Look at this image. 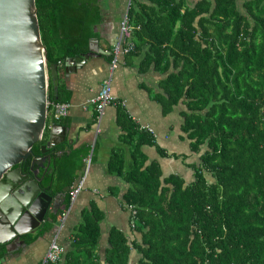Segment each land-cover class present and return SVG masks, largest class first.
<instances>
[{
  "label": "trees",
  "instance_id": "1",
  "mask_svg": "<svg viewBox=\"0 0 264 264\" xmlns=\"http://www.w3.org/2000/svg\"><path fill=\"white\" fill-rule=\"evenodd\" d=\"M35 4L48 68L57 63L61 70L68 57L88 52L102 19L98 0ZM128 17L129 53L146 46L143 70L154 65L165 73L156 100L164 113L181 107V130L196 159L187 164L192 178H162L157 161L147 164L140 148L154 138L127 126L120 110V125L135 141L132 162L126 168L114 151L109 168L130 185L122 201L134 211L132 229L141 237L129 241L112 227L101 254L103 213L92 206L62 258L46 264H129L132 251L137 264H264V0H131ZM47 100L46 127L32 151L49 154L39 186L52 197L62 195L67 209L89 150L68 152L63 141L41 152L50 123L66 125L68 115L54 119L53 104L69 102L54 95L51 78ZM157 150L165 157L184 155ZM61 212L45 216L53 221ZM24 237L30 243L37 235ZM4 252L0 245V261Z\"/></svg>",
  "mask_w": 264,
  "mask_h": 264
},
{
  "label": "crops",
  "instance_id": "2",
  "mask_svg": "<svg viewBox=\"0 0 264 264\" xmlns=\"http://www.w3.org/2000/svg\"><path fill=\"white\" fill-rule=\"evenodd\" d=\"M98 4L102 19L95 27L96 36L91 40L96 41L97 47L104 53L91 55L87 52V56L83 55L85 60L82 63L70 64L66 69L64 63L61 70L58 68L57 93L64 101L70 103V107L65 118L66 125H63L65 131L56 128L54 133L59 143L68 142V148L71 147L68 152L75 148H88L89 164L86 165L84 161L81 174L84 176L83 187L74 199L70 198L67 209H64L62 195L59 194L58 200L55 196L52 197L46 213L52 215L58 210L68 211L62 225L59 222L61 214L53 221L45 216L33 231L27 232L37 237L30 243H23L21 240H25L26 233L20 235L19 241L12 244L13 246L8 245V249L5 247L0 264H40L53 238L63 248L62 258L69 247L73 229L92 206L103 213L98 247L101 254H104L107 247L112 227L122 230L129 241L141 237L140 233L133 231L131 210L122 201L123 194L130 185L122 175L111 172L109 168L114 151L121 153L126 168L132 162L131 151L135 141L128 138L127 130L120 125V110H124V122L128 121L127 126L133 125L137 131L153 136L154 143L142 144L140 148L147 164L157 161L162 170V178L171 174L184 177L186 182L192 178V170L187 164L196 159L190 150L189 140L184 138L185 134L181 130V107H174L170 112L164 113L154 96L161 92L160 82L165 73L154 65L143 70L142 59L146 56L147 47H144L142 53H129L133 48L127 44L131 34L125 37L121 33V21L124 17L129 20L127 0H98ZM116 45H120V52L113 66ZM108 78L116 103L106 105L98 112L91 104V99L96 96L101 82ZM52 125L51 122L49 128ZM158 146L166 149L169 154H184L185 158L161 156L157 150ZM47 160L43 161V166L50 164V157L48 165ZM59 200L62 202L58 204ZM56 202L57 206L54 208L53 204ZM137 258V253L132 251L129 264H137Z\"/></svg>",
  "mask_w": 264,
  "mask_h": 264
},
{
  "label": "water",
  "instance_id": "3",
  "mask_svg": "<svg viewBox=\"0 0 264 264\" xmlns=\"http://www.w3.org/2000/svg\"><path fill=\"white\" fill-rule=\"evenodd\" d=\"M98 53L104 52L91 40L87 54ZM84 60L83 55L68 57L65 69ZM49 78L57 94L58 64L47 66L35 0H0V244L6 243L7 249L11 241L38 226L52 201L39 186L47 169L45 158L32 151L46 127ZM56 128L65 131L63 125L53 124L42 153L59 143Z\"/></svg>",
  "mask_w": 264,
  "mask_h": 264
},
{
  "label": "built area",
  "instance_id": "4",
  "mask_svg": "<svg viewBox=\"0 0 264 264\" xmlns=\"http://www.w3.org/2000/svg\"><path fill=\"white\" fill-rule=\"evenodd\" d=\"M129 1L130 0H128V2ZM131 29L132 27L130 25L128 18L124 17L120 25V30H121L122 35H124L125 37L130 36ZM127 44L131 46L130 43H127ZM125 50H127V48ZM119 52H120V45H116L114 48L115 57L112 60L113 66L116 64V56L119 54ZM48 103H47V106H48ZM115 103H116V98L111 93L110 79L109 78L105 79L101 82L100 88L96 96L91 99V104L94 105L95 110H97L98 112H101L106 105L115 104ZM69 107H70V103H66V102H57L53 104L54 119L60 120L62 117H65L69 112ZM84 161L86 165L89 164L88 157H86ZM83 180H84V176L83 177L81 176V178L78 179L77 183L73 187H71L70 198L74 199L77 193L82 189ZM67 212L68 211L65 210L61 213V216L59 217L60 225H62V223L65 221ZM131 212L133 213L134 211H132L131 209ZM62 253H63L62 246L59 245L57 241L53 238L49 244V249L45 253L40 264L56 263L61 259Z\"/></svg>",
  "mask_w": 264,
  "mask_h": 264
},
{
  "label": "flooded vegetation",
  "instance_id": "5",
  "mask_svg": "<svg viewBox=\"0 0 264 264\" xmlns=\"http://www.w3.org/2000/svg\"><path fill=\"white\" fill-rule=\"evenodd\" d=\"M38 156V155H37ZM39 156H41V157H44L45 159H48V157H49V154H44V155H39ZM26 162L22 165V169H23V171H27V166H26ZM40 172H41V169H40ZM22 237V236H21ZM13 240V239H12ZM25 241V240H24ZM8 243V242H7ZM16 243V241H11V243H9V245H11V246H13L14 244ZM13 244V245H12ZM0 245H3L4 247H6V243H3V244H0Z\"/></svg>",
  "mask_w": 264,
  "mask_h": 264
},
{
  "label": "clouds",
  "instance_id": "6",
  "mask_svg": "<svg viewBox=\"0 0 264 264\" xmlns=\"http://www.w3.org/2000/svg\"><path fill=\"white\" fill-rule=\"evenodd\" d=\"M127 2H128V0H127ZM130 2H131V0L128 2V5L130 4ZM131 25V24H130Z\"/></svg>",
  "mask_w": 264,
  "mask_h": 264
}]
</instances>
